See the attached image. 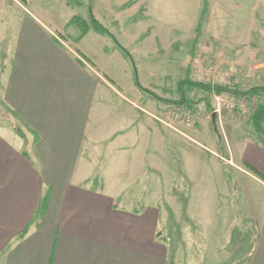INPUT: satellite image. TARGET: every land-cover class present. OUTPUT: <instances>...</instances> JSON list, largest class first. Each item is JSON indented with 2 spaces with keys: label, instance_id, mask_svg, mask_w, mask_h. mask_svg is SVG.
<instances>
[{
  "label": "crops",
  "instance_id": "1",
  "mask_svg": "<svg viewBox=\"0 0 264 264\" xmlns=\"http://www.w3.org/2000/svg\"><path fill=\"white\" fill-rule=\"evenodd\" d=\"M103 1L112 13L126 0ZM5 5L0 0V264H167L160 209L137 197L148 179L181 172L170 147L186 151L158 121L165 102L115 86L134 73L131 62H107L123 55L109 36L90 29L80 37L63 26L70 18L27 9L21 16L14 5L11 27ZM137 68L153 75L147 62ZM242 160L264 176L263 148L246 147ZM255 223L243 264H264V202Z\"/></svg>",
  "mask_w": 264,
  "mask_h": 264
},
{
  "label": "rangeland",
  "instance_id": "2",
  "mask_svg": "<svg viewBox=\"0 0 264 264\" xmlns=\"http://www.w3.org/2000/svg\"><path fill=\"white\" fill-rule=\"evenodd\" d=\"M205 2L204 13V0H126L119 8L113 4L112 13L104 10L103 0H83L80 5L68 0H27L25 6L19 0H6L5 10L13 27L18 21L9 15L13 5L21 16L24 9L43 11L61 22L74 15L88 21L90 5L94 17L117 41L118 37L127 40L123 47L133 59L132 63L123 55L111 54L107 62H131L134 78L138 62H147L153 75L140 71L137 78L144 88L166 100L180 99L177 83L188 70L192 80L227 90L263 85L264 0ZM63 26L80 31L73 25ZM98 49L91 48L97 61ZM164 68L170 71L165 77L161 75ZM115 86L124 93L141 92L131 78L128 82L124 77L123 84ZM184 92L189 106L165 102L158 113L171 139L186 151L170 147V158L181 174L172 172V178L149 181L140 178L137 182L147 180L148 187L141 185L137 197L140 203L149 201L160 209L157 235L167 249V264H243L264 202V182L248 171L242 152L250 145L264 150L261 135L250 121L264 96L235 97L222 92L226 97L223 109L213 119L218 93L196 88ZM3 112L2 117L8 118L7 111Z\"/></svg>",
  "mask_w": 264,
  "mask_h": 264
},
{
  "label": "trees",
  "instance_id": "3",
  "mask_svg": "<svg viewBox=\"0 0 264 264\" xmlns=\"http://www.w3.org/2000/svg\"><path fill=\"white\" fill-rule=\"evenodd\" d=\"M22 5H26L27 4V0H19ZM69 2L75 3L77 5H80L81 2L83 0H68ZM89 9V18L88 21L82 19L80 16L74 15L73 17H71L67 23V25H73L76 26L80 29V37L84 36L90 29L94 30L97 33H100L102 35H107L109 36L114 43L117 45V47L120 49V51L123 53V55L130 60L133 63V59L131 54L129 53V51L123 47L116 39V37L102 24L100 23L93 15V12L91 11V7L90 5L88 6ZM206 9V2L204 0V7H203V13L205 12ZM135 69V68H134ZM136 77L134 78L135 80V84L136 86L144 91L147 92L149 94H151L153 97H155L156 99L163 101V102H167V103H172L174 105H179V104H185L186 106H189L190 104H188V100L186 99L185 96V90H189L192 88H196V89H202L206 92H214V93H222V92H226L229 91L230 93H232L235 97H248L249 95L251 96H264V84L263 85H257V86H253L250 87L248 90L246 91H241V90H227V88L222 87L221 85H212L209 83H205V82H198L195 80H192L189 77V71L187 73V76L183 79H181L180 81H178L177 83V87L178 90L181 93L180 99L178 101H174V100H166L164 98L159 97L157 94H155L154 92L144 88L138 78H137V74L135 73ZM250 121L251 124L254 128V130L256 132H258L261 136V141L264 144V126H263V122H264V102L258 104V106L253 110L251 116H250ZM16 132L18 134H22L21 131L19 129H16ZM250 170L257 175L259 178H261V180L264 182V176L262 174H260L256 169L250 167Z\"/></svg>",
  "mask_w": 264,
  "mask_h": 264
},
{
  "label": "built area",
  "instance_id": "4",
  "mask_svg": "<svg viewBox=\"0 0 264 264\" xmlns=\"http://www.w3.org/2000/svg\"><path fill=\"white\" fill-rule=\"evenodd\" d=\"M225 96H222V93L216 94L215 97V104H213V109L212 112L214 115L216 116H220L221 115V111L223 109V100L225 99Z\"/></svg>",
  "mask_w": 264,
  "mask_h": 264
},
{
  "label": "water",
  "instance_id": "5",
  "mask_svg": "<svg viewBox=\"0 0 264 264\" xmlns=\"http://www.w3.org/2000/svg\"><path fill=\"white\" fill-rule=\"evenodd\" d=\"M215 115H213V119H214Z\"/></svg>",
  "mask_w": 264,
  "mask_h": 264
}]
</instances>
